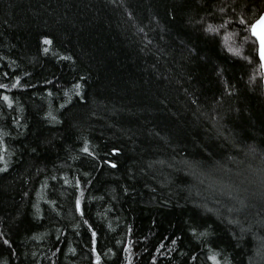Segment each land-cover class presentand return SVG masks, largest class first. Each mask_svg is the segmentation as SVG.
Wrapping results in <instances>:
<instances>
[{
  "label": "trees",
  "instance_id": "obj_1",
  "mask_svg": "<svg viewBox=\"0 0 264 264\" xmlns=\"http://www.w3.org/2000/svg\"><path fill=\"white\" fill-rule=\"evenodd\" d=\"M263 9L0 0V264H264Z\"/></svg>",
  "mask_w": 264,
  "mask_h": 264
},
{
  "label": "snow or ice",
  "instance_id": "obj_2",
  "mask_svg": "<svg viewBox=\"0 0 264 264\" xmlns=\"http://www.w3.org/2000/svg\"><path fill=\"white\" fill-rule=\"evenodd\" d=\"M251 31L252 35L259 41V56L261 61L264 62V16H261L257 23L251 26ZM44 43L50 44L51 41L45 40ZM262 67H264V64H262ZM5 99H7V97H5ZM0 159H2V157H0Z\"/></svg>",
  "mask_w": 264,
  "mask_h": 264
},
{
  "label": "water",
  "instance_id": "obj_3",
  "mask_svg": "<svg viewBox=\"0 0 264 264\" xmlns=\"http://www.w3.org/2000/svg\"><path fill=\"white\" fill-rule=\"evenodd\" d=\"M261 16H264V9H263L262 13L260 14V16L252 23V25L253 24H256L257 21L260 19ZM250 34H251V37L256 42V53H257V58H258V61H259V64H260V71H261V74H262V88L264 90V67H262V64H264V62H262L261 59H260V56H259V41L256 39V37H254L252 35L251 27H250Z\"/></svg>",
  "mask_w": 264,
  "mask_h": 264
}]
</instances>
